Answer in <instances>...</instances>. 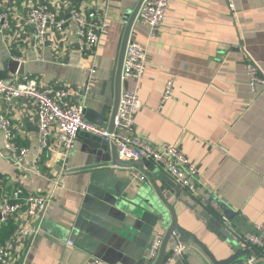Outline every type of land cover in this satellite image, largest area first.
Masks as SVG:
<instances>
[{
	"label": "crops",
	"instance_id": "crops-1",
	"mask_svg": "<svg viewBox=\"0 0 264 264\" xmlns=\"http://www.w3.org/2000/svg\"><path fill=\"white\" fill-rule=\"evenodd\" d=\"M139 1L0 0V11L10 14L9 29L0 32V78L30 76L40 88L67 87L75 92L72 103L83 106L84 116L97 120V114L109 108L102 125L109 129L110 75L125 19ZM38 4L67 18L70 9L94 11L105 19L106 29L96 46L81 48L77 25L68 20L62 32L50 31L39 44L35 29L26 23V14ZM232 4L231 9L227 0H170L160 32L148 44L143 77L123 80L121 90L136 92L142 103L136 134L156 146L176 145L196 167L194 181L201 198L182 189L152 161L143 160L144 170L155 179L163 174L175 184L176 192L161 189L178 227L217 261L247 255L253 264H264V249L238 242L230 233L231 228L240 239L252 225L264 224V87L252 93L245 74L250 59L264 75V0ZM146 35L147 27L136 18L129 39L146 43ZM10 59L22 65L23 75L9 71ZM91 62L96 73L82 97ZM168 80L173 81L172 97L157 111ZM1 113L11 121L13 141L28 154L21 166L14 165L0 131V201L3 190L10 194L16 188L24 194L53 193L37 217L27 219L19 213L8 222L0 220V237L7 223L31 231L16 242L12 264H85L93 258L98 264H135L140 258L150 259L154 238L164 236L171 218L168 214L167 221L159 220L141 206L128 204L149 186L139 168L111 166L109 154H104L103 164L101 153L80 136L66 156L56 131L47 147H41L37 107L30 99L3 103ZM132 171L142 174L143 180L135 179ZM203 211L230 237L213 235L199 216ZM184 246L174 264H212L196 246Z\"/></svg>",
	"mask_w": 264,
	"mask_h": 264
},
{
	"label": "built area",
	"instance_id": "built-area-1",
	"mask_svg": "<svg viewBox=\"0 0 264 264\" xmlns=\"http://www.w3.org/2000/svg\"><path fill=\"white\" fill-rule=\"evenodd\" d=\"M170 0H143L136 18L147 27V42L141 43L135 39H128L121 70V80L134 79L139 81L146 70L148 56V44L153 41L165 19ZM228 7L233 8L232 0H227ZM68 20L77 25L78 43L81 48L91 49L96 46L99 36L106 29V22L94 11L81 12L70 9L68 18L56 13L47 4H38L30 8L26 14V23L36 31V41L42 44L51 32L60 33ZM10 14L0 11V32L3 33L10 27ZM21 59H19L20 61ZM96 73V64L86 68L87 85L82 91V97L90 90V83ZM246 82L252 93L258 87H264V75L258 65L248 59L245 64ZM173 93V81H166L157 111H160L169 101ZM75 92L67 87L40 88L37 81L30 76L19 79L13 77L0 78V105L9 104L20 98H27L37 107L39 128V143L41 147H47V140L56 131V137L61 149V154L66 156L70 152L78 137L82 134L99 138L112 144L119 160L133 162L136 160H150L161 167L182 189L188 191L193 197L201 198V190L194 179L196 167L184 156L176 145L164 143L160 146L149 143L135 132L136 115L142 107V103L136 92L121 91L117 112L114 119V128L109 130L97 126L84 119L83 106L72 103ZM0 131L4 139V149L8 158L17 167L28 154L26 147L17 145L13 141L12 124L6 114H0ZM132 176L137 180H143L144 176L137 171H132ZM53 193L24 194L16 188L10 194L2 191L0 201L1 221L8 222L22 213L31 219L37 217L47 204L52 201ZM224 220V218H223ZM227 222L226 220H224ZM31 231L27 228L15 226L9 238L0 243V264H12L16 242L25 240ZM230 233L236 241L246 245L264 249V224L252 225L239 239L235 231L230 228ZM176 236V232H173ZM163 237L157 235L150 250V259L158 256ZM69 245L71 243L69 242ZM184 244H178L167 255L161 264H174L183 255ZM85 264H98L97 259H89Z\"/></svg>",
	"mask_w": 264,
	"mask_h": 264
},
{
	"label": "water",
	"instance_id": "water-1",
	"mask_svg": "<svg viewBox=\"0 0 264 264\" xmlns=\"http://www.w3.org/2000/svg\"><path fill=\"white\" fill-rule=\"evenodd\" d=\"M32 1V0H28ZM143 0H140L137 7L131 14V16L127 19H125L126 26L124 28V31L121 35L120 42L117 49V58L115 65L113 67L112 73L110 75V86H111V96L113 98V107L111 110V116H110V122H109V130H113L114 128V119L118 108L119 103V97L121 93V70H122V63L124 59L125 54V48L127 41L129 39V35L133 26V23L136 19L138 10L142 4ZM7 67L9 71L13 74L17 73V75H23V68L22 65H19V63L13 59L8 60ZM19 70V71H18ZM106 110H109V108H103L102 112L100 114H97V120L91 119L88 116H84V119L87 120L90 123H93L97 126L103 125V113H105ZM82 137L83 142L91 149L94 150L95 153L100 152L101 153V159L103 160V164H105L106 161H104V154H109V162L111 166L114 167H137L139 170H141L148 181V188L141 189V191L137 194V196L134 199L128 200V204L130 206H141L143 209L148 211L150 214L154 215L159 220H168V214L171 218V223L169 227L167 228L166 232L164 233L162 244L158 253V256L155 260L146 259V258H140L138 261H136L135 264H161L163 260L165 259V256L167 253H169L172 249H174L175 246L178 244H184V245H194L196 246L210 261L212 264H253L252 257L245 256L244 258L237 259L238 255H233L232 257L217 261L213 255L207 250L206 247H204L201 243H199L195 237H193L190 233L180 229L176 222L175 212L173 207L170 205V203L167 201V198L161 189V186L164 187V189L172 190L173 192L178 191L175 187V184H173L171 181L167 180L165 175H159L156 179L154 176H152L149 172L144 170L143 167V160H136L133 162H130L128 164L122 163L116 153V149L112 144H109L99 138L92 137L90 135L82 134L80 135ZM105 166V165H104ZM110 175V171H107ZM160 183V184H159ZM127 193L123 194L124 198H127ZM175 197H178L176 194ZM227 213V212H226ZM224 215V219L229 221V216ZM199 216L203 219V221L206 223L207 229L211 231L213 235L216 237L225 238L230 237L229 233L225 228L221 226V224L214 219L213 217H210L205 211L199 213ZM173 232H176V236H173ZM246 254V253H242ZM241 254V255H242Z\"/></svg>",
	"mask_w": 264,
	"mask_h": 264
},
{
	"label": "trees",
	"instance_id": "trees-1",
	"mask_svg": "<svg viewBox=\"0 0 264 264\" xmlns=\"http://www.w3.org/2000/svg\"><path fill=\"white\" fill-rule=\"evenodd\" d=\"M14 229V225H12L11 223H7L6 225L3 226V234L4 237H0V241H4L5 239L9 238V236L11 235L12 231ZM3 238V239H2ZM0 242V243H2Z\"/></svg>",
	"mask_w": 264,
	"mask_h": 264
}]
</instances>
